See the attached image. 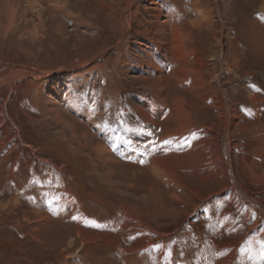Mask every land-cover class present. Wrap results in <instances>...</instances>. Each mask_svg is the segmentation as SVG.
Here are the masks:
<instances>
[{
  "label": "rangeland",
  "instance_id": "obj_1",
  "mask_svg": "<svg viewBox=\"0 0 264 264\" xmlns=\"http://www.w3.org/2000/svg\"><path fill=\"white\" fill-rule=\"evenodd\" d=\"M0 264H264V0H0Z\"/></svg>",
  "mask_w": 264,
  "mask_h": 264
},
{
  "label": "bare ground",
  "instance_id": "obj_2",
  "mask_svg": "<svg viewBox=\"0 0 264 264\" xmlns=\"http://www.w3.org/2000/svg\"><path fill=\"white\" fill-rule=\"evenodd\" d=\"M8 67H9V65H8ZM8 67L6 68L5 66H3V69L5 70V69H8ZM13 67V66H12ZM11 69V68H10ZM17 71H20L21 72V70L20 69H17ZM31 71H33V70H31ZM35 73L36 74H40V72H38V71H36L35 70ZM3 75H6L5 73L3 74ZM240 189V188H239ZM240 191V190H239ZM249 208H250V206H249ZM252 208V207H251Z\"/></svg>",
  "mask_w": 264,
  "mask_h": 264
},
{
  "label": "water",
  "instance_id": "obj_3",
  "mask_svg": "<svg viewBox=\"0 0 264 264\" xmlns=\"http://www.w3.org/2000/svg\"><path fill=\"white\" fill-rule=\"evenodd\" d=\"M100 56V55H99ZM99 56L97 57V58H99ZM7 65V64H6ZM72 69H74V68H72ZM76 69V68H75Z\"/></svg>",
  "mask_w": 264,
  "mask_h": 264
}]
</instances>
